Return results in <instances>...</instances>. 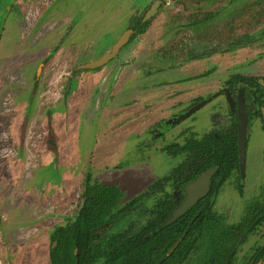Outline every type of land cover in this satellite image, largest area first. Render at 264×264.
Instances as JSON below:
<instances>
[{
	"label": "flooded vegetation",
	"instance_id": "af4514ba",
	"mask_svg": "<svg viewBox=\"0 0 264 264\" xmlns=\"http://www.w3.org/2000/svg\"><path fill=\"white\" fill-rule=\"evenodd\" d=\"M154 1L141 0L137 10L139 15L135 21L136 25L134 26L135 23L131 22L125 28V31L131 29L128 40L112 57L125 56L126 65H128V62L133 61L130 57L136 50H144L143 55L138 57L140 64L135 85L123 91L117 88L116 80L109 82L108 87L113 88L117 96L115 94V97L114 95L111 97L109 90L107 93L109 95L106 97L108 99L111 97L110 103H107L104 108L108 109L106 110L108 118L115 121L118 126L126 124L129 132L139 133L138 137L141 134L144 136L138 142V148L140 151H143L141 148L147 150L146 157L158 150L169 157H179V159L167 173L154 179L123 203L121 201L127 197L123 185L117 178L106 182L83 167L82 186L80 190L74 191L71 202L65 209V214L75 212L74 216L68 218L69 216L65 215L64 217H67L65 223L53 228H51L53 225H50V229L48 228L47 264H53L51 250L58 244V239L54 236L56 230L62 226L67 228L73 225L84 206L86 193L91 191H88V188L98 193L102 202L100 206L104 207L109 202L115 201L114 205L109 204L112 218L107 223L108 229L102 226L100 230L107 229L110 233L117 235L118 244L126 243V250L132 254L143 250L146 263L264 264V184L257 180L258 193L244 204L240 200L243 197L244 181L248 176V160L250 161L248 139L253 121L261 120L260 124L264 129V75L249 71L255 64L259 67L258 62L264 65V48L262 47L264 26L260 25L259 28L248 30L247 33L244 28L241 29V34L231 42H227L225 47L215 48L214 41L203 45H198L196 42L197 45H195L190 38L200 28L201 23L195 20L194 24L191 26L189 24L193 27V31L181 32L179 36L173 37L177 23L171 22L172 14L169 12V10L172 13L182 11V7H186L189 0H158L156 12L148 17L147 13ZM197 1L199 4L193 7L214 3L213 0L203 1L202 4L199 0H195V3H198ZM235 1L228 0L224 6L218 5L220 2H217L215 4L219 7L217 10H210L199 19H204V23H212L218 17L223 18V21L228 20L227 15L233 14L230 7ZM32 2L33 0H14L6 16L8 18L13 12L14 17L19 16L20 12L23 13L22 19L15 20V22L18 21L17 25L23 35L22 40L28 39L30 31L42 13L41 4L45 0L38 4L35 2L34 9H31ZM260 6H264V3L260 2ZM6 24L13 26L14 23L6 22ZM179 27L187 28L183 25ZM155 34L157 37L152 41ZM164 35V40H161ZM31 41H33L32 38ZM165 43H168L167 46H164ZM131 44L132 46L129 47ZM137 46L140 49H136ZM55 49L54 43L50 47L40 48L32 53L35 57L33 60L35 68L39 65L38 72L41 70L34 85L36 95L39 90L37 110L42 108V113L46 105L55 104L63 99L65 91H68L70 83L77 74L75 72L103 68L96 78H90L86 82L94 87L101 83L104 89L105 80L110 78L115 70L117 71L115 66H104L112 58L100 66L83 67L92 61L80 65L75 58L77 53L66 49L64 51L58 49L54 52ZM109 49L110 47L104 53ZM50 50L56 53L55 56L49 55ZM98 58L100 57L96 59ZM57 60L62 62L61 65H65L63 70H69L68 76L64 78V84L59 85L57 75L52 80L46 79L40 88L39 82L42 75L46 76V72L51 67L55 69ZM2 62L0 61V68ZM48 62L51 65H48ZM3 63L5 67L6 63L9 64L5 61ZM58 69L60 70L59 67ZM10 70V73L5 74L8 75L9 80L5 75L3 80L6 78V82L11 79L22 81L19 68L14 70L10 67L7 72ZM121 70L122 67L118 69L117 78L120 77ZM122 75L124 78L130 76L128 68ZM23 88L25 87L22 86L21 89ZM117 99L120 100L119 103ZM12 106V98L3 94L0 99V108H3V111H0L2 112L0 118L3 117L4 121L0 124V138L2 141L4 134L8 137V142L3 147L7 152L6 165L16 159L19 149L18 145L13 144L11 136V124L14 117ZM206 106L211 107L212 114L209 117L210 126L204 132L198 133L195 130L197 127L193 124L179 128L180 124L187 119L196 120L197 112ZM243 115L246 116V126L244 161L241 162L237 138L239 117ZM36 118L35 124L30 125V128L28 124L25 126L22 142L23 147L27 149V156L24 157L22 166L25 176H29L30 170L37 165L35 162L37 140L50 135L49 130L46 131L40 126L43 123L41 114H38ZM174 129L176 130L173 140L160 143L158 146L154 144L156 140L164 139L166 134ZM31 131L33 135L31 138L27 137L28 132ZM232 135H235L236 143H223L226 137ZM215 138H218L220 143L216 145L217 153L213 155L204 140L212 141ZM146 139L150 141H145ZM219 149H221V157L218 156ZM260 151L262 150L258 149V152ZM211 154V159L203 162L204 158L207 156L209 159ZM101 163L97 167L105 166ZM227 190L231 194L230 204ZM192 193L196 194L195 199L187 205L186 200ZM104 201L106 202L103 203ZM177 210H180L179 214L165 224L168 217ZM48 213L49 216L54 217L51 212ZM0 227H2L0 231H5L1 221ZM15 229H11L14 231V234H11V239L14 238L13 243L8 242V246H16L12 264H27L35 245L31 235L40 228L31 232L25 241H19L20 233ZM166 237L170 238L166 240ZM6 239L3 235V240L6 241ZM3 240L0 239V245H3ZM24 243H27V247L20 248ZM73 253L77 255L76 250ZM38 254L42 257L43 251Z\"/></svg>",
	"mask_w": 264,
	"mask_h": 264
},
{
	"label": "rangeland",
	"instance_id": "374dc122",
	"mask_svg": "<svg viewBox=\"0 0 264 264\" xmlns=\"http://www.w3.org/2000/svg\"><path fill=\"white\" fill-rule=\"evenodd\" d=\"M13 1L0 0V61L9 62V64L6 63V67L2 62L0 68V99L3 94L12 98L14 117L11 124V136L13 144L18 145L19 149L16 161L8 163L10 166L6 165L7 152L3 147L8 142V137L4 134L2 141L0 138V221L4 225L3 229L5 228V231H0V239L3 240V235L8 239V241L7 239L3 240V245H0V264H12L16 246L10 247L8 242L13 243L14 238L11 239V234H14V231L11 229L14 228L20 233L19 241H25L31 232L40 228L34 235L33 233L31 235V240L35 245H33L34 250L27 264H47L48 228L51 227L50 225H53L51 227L53 228L63 224L68 216V218L74 216L75 212L65 214V209L71 202L70 199L73 197L74 191L80 190L82 186L83 167L88 171L91 170L90 172L106 182L117 178L123 185L127 197L121 201L123 203L154 179L167 173L177 163L179 157L172 158L158 150L146 157L147 150L141 148L143 151H140L138 148V142L144 136L141 134L138 137L139 133L129 132L126 124L118 126L115 121L108 118L106 111L108 109L104 108L107 103H110L111 97L113 95L115 97L116 94L113 88L108 87L109 82L116 80L117 88L123 91L128 90L133 84L135 85L138 78L137 69L140 64L138 57L143 55L144 50L142 49L133 53L130 57L133 61L128 62V65H126L127 58L125 59V56L121 57V55L112 58L104 65L106 67L115 66L117 69L110 78L105 80L104 89L101 83L94 87V85L89 86L86 82L90 78H96L103 68L100 70L83 69L84 71L79 69V72H75L77 74L70 83L68 91H65L62 100L46 105L43 113L42 108L37 110L39 90L36 95L34 82L41 70L39 73V65L35 68L33 63L35 57L32 53L55 43L54 52L58 49L59 51L66 49L75 52L77 53L76 61L80 65L93 61L100 57L107 48H111L124 33L129 23H135L139 15L137 10L141 0H45L41 4L43 6H41L42 13L26 40H22L23 35L17 25L18 21L15 22L16 19H22L23 13L20 12L19 16L14 17L13 12L8 18L6 17ZM40 1L33 0L31 9H34L35 4ZM199 1L202 4L203 1L208 0ZM213 1L214 3L208 6L193 7L199 2L195 3V0H189L186 3L187 6L182 7V11L172 13L169 10L172 14L171 22L177 23L173 37L179 36L181 32L193 31V27L190 26L196 20L201 24L197 32L192 34L191 41L195 45H197L196 42L198 45H203L214 41V47L219 48L225 47L227 42H231L232 39L239 36L240 30L243 28L247 33L248 30L259 28L260 25L264 26V6H260V2L264 3V0L260 2L257 0H236L230 7L233 14L227 15L228 20L223 21V18L218 17L212 23H204V19L200 20L199 18L204 17L210 10H217L219 8L215 6L217 2H220L218 5L224 6L228 0ZM6 22L14 24L10 26ZM181 25L187 28L180 29ZM156 37L155 34L152 41ZM31 38L34 42L31 41ZM164 38L165 35L161 37V40ZM167 44L165 43L164 46ZM131 46L132 44L129 47ZM160 47L162 48V46ZM262 47L264 48V44ZM136 49H140V47L137 46ZM54 52L50 50L49 55L55 56ZM15 54L17 55L14 56ZM37 59L39 58L37 57ZM61 63L57 60L56 68L51 67L46 72V76L42 75L39 82L40 88L46 79L52 80L57 75L59 85L64 84V78L68 76L69 70H63L65 65H61ZM257 65L259 67H256L255 64L249 71L264 75L263 63L258 62ZM10 67H13L14 70L20 69L22 81L15 79L5 81L8 76L5 74L11 72V70L7 72ZM121 67L120 77L117 78L116 74ZM127 68L130 76L124 78L122 73L124 74ZM4 75L6 78L3 80ZM22 86L25 88L21 89ZM109 90L111 97L108 99L106 96L109 95L107 94ZM116 101L119 103L120 100ZM210 109V106L200 109L195 115L196 120L187 119L180 124L179 128L193 124L197 127L195 130L201 134L210 126L209 117L212 114ZM0 111H3V108H0ZM1 114L2 112H0ZM38 114H41L42 117L41 128L49 130L50 135L37 140L38 146L35 149L37 165L30 170L29 176L28 172L25 176V171L22 170L24 157L27 156V149L22 145L25 126L28 124L30 128V125H34ZM1 121H4L3 117L0 118V124H3ZM260 123L259 119L253 121L248 139L250 161L248 160L249 169L248 176L244 181L243 197L240 199L243 204L258 193L257 180L264 184V129ZM123 127L124 129H122ZM176 129L169 131L164 139L156 140L154 144L158 146L160 143H168L173 140ZM32 135V131L28 132L27 137L31 138ZM258 149L262 151L258 152ZM8 155L10 154L8 153ZM100 162L105 166L97 167ZM226 194L230 204V191L227 190ZM63 206L65 207L63 208ZM48 212H51L54 217L49 216ZM65 215L68 216L64 217ZM17 225L20 226L17 227ZM0 228L2 229V227ZM26 247L27 243L20 246L22 249ZM42 251L41 257L38 253Z\"/></svg>",
	"mask_w": 264,
	"mask_h": 264
},
{
	"label": "trees",
	"instance_id": "16d2710c",
	"mask_svg": "<svg viewBox=\"0 0 264 264\" xmlns=\"http://www.w3.org/2000/svg\"><path fill=\"white\" fill-rule=\"evenodd\" d=\"M215 139L204 140L213 155L217 153L216 145L220 143L218 138ZM224 142L236 143L235 135L226 137ZM220 151L221 149L218 150L219 157ZM212 154L209 159L206 156L203 162L209 161ZM89 190L91 191L86 193L84 206L73 225L56 230L54 236L58 239V244L51 250L53 264H153L154 262H145L143 250L132 254L126 250V243L118 244V236L107 230V223L112 218L109 204L114 205L115 201L111 199V203L100 206L102 202L98 193L88 188ZM102 226L107 229L100 230ZM169 238L166 237V240ZM74 250L77 251L76 256Z\"/></svg>",
	"mask_w": 264,
	"mask_h": 264
},
{
	"label": "water",
	"instance_id": "95a60500",
	"mask_svg": "<svg viewBox=\"0 0 264 264\" xmlns=\"http://www.w3.org/2000/svg\"><path fill=\"white\" fill-rule=\"evenodd\" d=\"M157 4H158V0H155L154 3L151 5L150 11L147 13L148 17H151L152 13L156 12ZM135 25L136 23L134 24V26ZM130 33H131V29H128L127 31H125L123 35L117 39V41L112 45V47L107 52H105L102 56H100V58L87 63L83 67H96V66H100L104 64L105 62H107L110 58H112L118 52L119 48L128 40V36L130 35ZM80 67L81 66H79V68ZM245 118H246L245 115H243L242 117L241 116L239 117V128H238V138H237L238 147H239L240 156H241V162L244 161L243 153H244V144H245V138H244L245 126H246ZM195 196H196L195 193L190 194L186 200V204L189 205L191 202H193L195 199ZM179 211L180 210H177L174 212V214L170 215L168 219L165 221V224L172 221L179 214Z\"/></svg>",
	"mask_w": 264,
	"mask_h": 264
}]
</instances>
